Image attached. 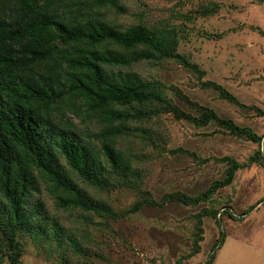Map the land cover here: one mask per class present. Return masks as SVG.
I'll use <instances>...</instances> for the list:
<instances>
[{
	"label": "trees",
	"instance_id": "16d2710c",
	"mask_svg": "<svg viewBox=\"0 0 264 264\" xmlns=\"http://www.w3.org/2000/svg\"><path fill=\"white\" fill-rule=\"evenodd\" d=\"M111 9L123 11L117 0H0V246L6 249L10 264L21 263L18 238L24 234L49 246L53 243L55 248L65 245L64 262L68 261L66 247L71 253L85 255L73 231L65 230L49 216L44 202L34 199L40 184L47 187L57 208L80 209L116 220L144 206L207 201L219 187L231 183L238 168L251 162L264 166L261 135L196 102L191 103L196 114L185 112L168 100L160 81L144 79L130 69L139 61L174 59L202 74L177 51L175 28L143 22L123 27L105 17L104 12ZM202 85L245 107L220 84L205 81ZM253 109L264 115V109ZM161 110L198 127L215 122L258 143V148L247 162L225 156L222 160L228 167L223 178L213 180L204 191L196 195L174 191L156 200L142 187L133 152L122 147L121 137L139 132L151 142V131L133 124ZM92 118L100 122L99 129L83 133V123ZM93 141H98V147ZM79 181L107 192L134 190L139 199L118 212L92 197ZM217 212L204 207L195 215L196 221L204 215L219 220ZM196 228L191 254L199 251L202 229ZM223 237L212 249L219 247ZM211 258L203 264H209Z\"/></svg>",
	"mask_w": 264,
	"mask_h": 264
},
{
	"label": "rangeland",
	"instance_id": "374dc122",
	"mask_svg": "<svg viewBox=\"0 0 264 264\" xmlns=\"http://www.w3.org/2000/svg\"><path fill=\"white\" fill-rule=\"evenodd\" d=\"M117 4L122 12L111 9L104 14L123 27L137 22L173 26L179 35L177 51L203 73L174 59L139 61L130 69L144 79L160 81L168 100L185 112L196 114L191 104L196 102L249 127L262 136L264 157V115L253 109H264V2L117 0ZM205 81L220 84L245 107L203 86ZM136 125L151 131V142L134 132L122 136L121 144L133 152L142 187L156 200L174 191L189 195L204 191L213 180L223 178L228 167L222 160L225 156L247 162L258 148V143L236 136L215 122L198 127L162 110ZM99 126L100 122L92 118L85 120L82 130L95 132ZM93 144L98 147V141ZM80 184L92 197L104 200L118 212L139 199L134 190L107 192ZM46 188L40 184L34 199L42 200L49 216L65 230L73 231L85 255L71 253L66 247L68 261L64 262L61 255L65 245L55 248L53 243L49 246L24 234L18 238L20 264H203L211 256L209 264H264V166L260 162L238 168L231 183L219 187L207 201L144 206L116 220L80 209L57 208ZM204 207H223L225 212L221 211L219 220L204 215L197 222L195 215ZM197 225L202 229L199 251L191 254ZM219 237L223 241L212 249ZM6 252L0 246V264H10Z\"/></svg>",
	"mask_w": 264,
	"mask_h": 264
},
{
	"label": "built area",
	"instance_id": "2783aa9c",
	"mask_svg": "<svg viewBox=\"0 0 264 264\" xmlns=\"http://www.w3.org/2000/svg\"><path fill=\"white\" fill-rule=\"evenodd\" d=\"M221 211H223V208H221V209L218 210V212H217V217L220 216Z\"/></svg>",
	"mask_w": 264,
	"mask_h": 264
},
{
	"label": "crops",
	"instance_id": "0c3cea01",
	"mask_svg": "<svg viewBox=\"0 0 264 264\" xmlns=\"http://www.w3.org/2000/svg\"><path fill=\"white\" fill-rule=\"evenodd\" d=\"M219 218L221 219V217L219 216Z\"/></svg>",
	"mask_w": 264,
	"mask_h": 264
},
{
	"label": "clouds",
	"instance_id": "9594fccd",
	"mask_svg": "<svg viewBox=\"0 0 264 264\" xmlns=\"http://www.w3.org/2000/svg\"><path fill=\"white\" fill-rule=\"evenodd\" d=\"M218 218V217H217Z\"/></svg>",
	"mask_w": 264,
	"mask_h": 264
}]
</instances>
